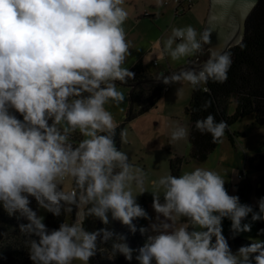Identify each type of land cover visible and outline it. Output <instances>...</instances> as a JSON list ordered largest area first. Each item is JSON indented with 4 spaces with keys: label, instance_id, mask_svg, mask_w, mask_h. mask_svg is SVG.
Here are the masks:
<instances>
[{
    "label": "clouds",
    "instance_id": "1",
    "mask_svg": "<svg viewBox=\"0 0 264 264\" xmlns=\"http://www.w3.org/2000/svg\"><path fill=\"white\" fill-rule=\"evenodd\" d=\"M123 4L0 0V207L17 220L31 264H89L100 246L109 244L112 257L123 256L129 264L134 254L138 264H264V239L233 251L223 231L225 219L231 239L264 222V196L255 204L241 203L215 171L197 167L153 179L154 218L137 202L145 194L147 173L118 149V125L105 108L125 99L116 82L135 78L123 66L130 54ZM209 42L207 33L198 39L192 26L174 28L164 50L178 61L202 52ZM231 64L230 53L213 50L198 69L161 74L157 82L186 81L207 93L209 81H227ZM210 105L206 101L203 109ZM195 126L211 134L213 143L228 128L212 114ZM126 136L122 129V142ZM187 136L188 129L177 124L169 142ZM66 180L72 182L70 191L63 187ZM41 209L54 218L74 219L50 229ZM87 218L103 227L86 230ZM110 218L132 235L139 232L142 246L132 248L128 234L111 230ZM138 220L148 224L138 227ZM258 231L264 235V229Z\"/></svg>",
    "mask_w": 264,
    "mask_h": 264
},
{
    "label": "rangeland",
    "instance_id": "2",
    "mask_svg": "<svg viewBox=\"0 0 264 264\" xmlns=\"http://www.w3.org/2000/svg\"><path fill=\"white\" fill-rule=\"evenodd\" d=\"M202 1L200 0V3ZM163 2L164 0H124L122 7L126 12L127 10H131L135 17L137 14L143 13L144 8L149 5L155 7L158 16L155 23H140L139 21L136 23L137 25H142L144 28L142 34L147 36L148 41L140 34L138 39L133 40L135 48H133L134 46H129L130 54L126 58L124 67L133 68L136 64H140L143 66L145 73L151 76L161 65L167 66L169 64L183 63L189 58L188 56L180 59L181 61L171 60L167 52L166 54L164 52L165 42L172 35L174 28L192 26L199 34L198 20L201 17V12H188L184 16H181L183 14L175 15L173 8L164 6ZM134 21L137 22V19ZM151 40L156 41V44L153 46V51L142 55L145 50L144 45L150 46ZM140 55L144 56V58L141 57L140 61H138ZM169 88L170 91L164 92L163 98L156 107L130 122L125 129L127 136L122 142L120 151L128 155L130 163L143 168L147 173L145 194L139 196L137 202L147 210L150 216L155 217V213L151 207V181L170 174L169 160L172 158L176 159V156H174L175 145H178L180 152H187L185 156L181 157L183 159V165L180 175L185 172H190L197 167L215 171L224 178L225 187L230 195H241V203L246 201L250 202V204H255L259 197L264 196L260 192L261 187H259V184L264 180V171H258L256 169L257 161H253L251 166L249 160L258 154L264 153V148H262L264 144V127H259L254 124L255 117L253 115L243 117L231 126L232 131L241 134L237 139H234L235 145L230 142L227 135H224L223 142H221L222 145L217 149L219 152L216 154L213 152L214 154L209 155L206 162L190 160V121L187 115V108L191 102L194 89L186 81L169 86ZM177 89H182V91L177 93ZM117 90L124 94V101L119 106L106 104L105 108L112 113L117 125H120L128 114L131 88L118 85ZM235 109L236 102L233 100L229 107V114H234ZM177 124L183 125L188 129V136L184 140L170 143L171 130ZM72 186L70 180H66L63 185L66 191H70ZM134 195H138L135 190ZM39 214L47 218L48 213L41 209ZM147 224L148 221L140 220V226H146ZM229 229L230 221L225 219L223 221L225 237L231 234ZM260 229H264V222L253 224L252 231L242 234L241 237L253 242L262 240L264 239V235L259 234L258 230ZM74 264H80V262L75 261Z\"/></svg>",
    "mask_w": 264,
    "mask_h": 264
},
{
    "label": "trees",
    "instance_id": "3",
    "mask_svg": "<svg viewBox=\"0 0 264 264\" xmlns=\"http://www.w3.org/2000/svg\"><path fill=\"white\" fill-rule=\"evenodd\" d=\"M227 53H230L232 59L227 81L222 84L209 81L206 87L210 91L207 93L202 90V87L194 89L191 102L187 108L190 121L189 159L193 161L206 162L209 155L219 147L224 137L221 138L220 142L213 143L211 134H202L196 129V121L209 114L214 115L216 121L224 120L227 122L228 128L224 135L229 137L233 145H235L234 139L241 134L233 132L231 126L239 119L253 115L255 117L254 124L264 127V0H260L248 18L243 41L230 48ZM200 54L203 55L202 52ZM131 71L135 73L134 79H129L126 84L116 82L117 86L126 85L131 88L128 114L116 129L115 139L119 150L122 146L121 130H125L130 122L152 110L164 96V88L166 87L162 83L154 81L158 77L147 76L140 64ZM208 100H211V105L204 110L203 105ZM233 100L236 102V109L234 114L230 115L229 107ZM18 118L22 119V117ZM73 139L78 142L82 137L75 134ZM262 148H264V144ZM253 161H257L256 169L258 171H264V153L252 157L249 160L251 166ZM182 165V158L170 159L171 175L180 176ZM260 192L264 194V180ZM32 207L35 208V202H33ZM73 219L74 217L71 215H61L59 218H54L51 214H47L45 223L51 229L58 227L62 221L70 224ZM134 223L138 227L140 226V220L134 221ZM84 227L88 231H93L103 227V225L94 218H87ZM108 227L117 233L128 234V243L132 248L142 246L144 243V238L140 236L139 232L132 235L119 222H111V218ZM227 238H229V244L233 251L242 244L253 242L241 236L231 239V234ZM0 264H31L28 258L25 236L19 232L17 220L10 218L2 207H0ZM89 264H129V262L123 256L112 257L109 244L107 246L101 245L100 251L90 259ZM130 264H138L135 260V254Z\"/></svg>",
    "mask_w": 264,
    "mask_h": 264
},
{
    "label": "water",
    "instance_id": "4",
    "mask_svg": "<svg viewBox=\"0 0 264 264\" xmlns=\"http://www.w3.org/2000/svg\"><path fill=\"white\" fill-rule=\"evenodd\" d=\"M210 8L204 33L210 42L203 45L217 53L228 52L230 48L241 43L246 34L247 20L260 0H209ZM202 63L186 65L173 73L188 68H199ZM170 75V74H169ZM157 82V79L154 80Z\"/></svg>",
    "mask_w": 264,
    "mask_h": 264
},
{
    "label": "crops",
    "instance_id": "5",
    "mask_svg": "<svg viewBox=\"0 0 264 264\" xmlns=\"http://www.w3.org/2000/svg\"><path fill=\"white\" fill-rule=\"evenodd\" d=\"M161 1H163V0H161ZM163 5H164V2H163ZM169 7H172V6H169ZM209 8H210V1L209 0H203L201 3H200V0L198 2L196 0L195 3H194V5H193V7L189 11H187L186 13H184L183 15H181V16H184L188 12H194V13L195 12H201V17L198 20V31H199L198 39H199L200 34H203L204 31H205L206 21H207L208 14H209ZM173 11H174V9H173ZM127 12H128L127 19L125 20V22L122 25V27L124 28L125 38H126V41L128 43V46H134L133 45V40L138 39L139 34L141 36H144L145 37V40L148 41L147 40V36H145L144 34H142V32L144 31V28L142 27V25H137L136 23H138V21L140 23H142V22L155 23L157 21V17H158L157 16V12L155 11V7L153 5L152 6L149 5V6L145 7L144 8V12L143 13L141 12L139 15L137 14L136 17L133 16L131 10H127ZM146 12H149V14H150L151 17H146L145 16V13ZM136 19H137V22L134 21ZM136 34H138V35H136ZM155 44H156V41L151 40V45L150 46L149 45H144L145 50L143 51L142 55H144L145 53L152 52L153 51V46ZM133 48H135V46ZM130 51H133V50H130ZM164 52H165V50H164ZM211 52H212L211 49H207L205 52L202 51V54L203 55H201L200 52L199 53H196V54H193V56H189V58L186 59L183 63L169 64L167 66H162V65L160 66V65H158L160 67L157 69V71H155L154 73H152V75L150 77H160L161 74H163V75H169L172 72L177 71V70H179L180 68H182V67H184L186 65H193V64L202 63V61L204 62L205 60H207L209 58V55H210ZM134 54L136 55V53H134ZM165 54H166V52H165ZM142 55L139 56L138 61H140L141 57L144 58V56H142ZM136 65H138V64H136ZM126 68H127V66H126ZM133 68L130 67L128 69L131 71ZM146 75L149 76L148 74H146ZM119 86H126V85H119ZM167 87L169 88V86H167ZM169 91H170V88L166 92H169ZM233 132H235V131H233ZM235 133H237V132H235ZM235 139H237V138H235ZM221 142H223V139H222ZM221 145H222V143H220V145H219V147L217 149H219L221 147ZM189 148H190V143H189ZM178 149H179L178 148V145H175V155L174 156H176V158H181L182 156H185L186 155L187 152H180ZM217 149L214 151L215 154L217 152H219V151H217ZM189 154H190V152H189ZM169 166H170V160H169ZM170 174H171V169H170ZM259 187H262V183L259 184ZM239 197H240V199H242V196L241 195H239ZM240 201H242V200H240Z\"/></svg>",
    "mask_w": 264,
    "mask_h": 264
},
{
    "label": "built area",
    "instance_id": "6",
    "mask_svg": "<svg viewBox=\"0 0 264 264\" xmlns=\"http://www.w3.org/2000/svg\"><path fill=\"white\" fill-rule=\"evenodd\" d=\"M195 1L196 0H164V5L165 6H172L174 9L175 15H178V14H184L187 11H189L193 7ZM145 15L149 16L150 14L146 13ZM201 87L203 88L204 86H201ZM168 90H169L168 87L164 88V92L168 91ZM243 203H249L250 204V202H246V201H243Z\"/></svg>",
    "mask_w": 264,
    "mask_h": 264
}]
</instances>
